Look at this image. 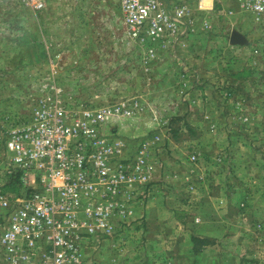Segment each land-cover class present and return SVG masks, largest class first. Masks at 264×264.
Segmentation results:
<instances>
[{"label": "rangeland", "instance_id": "374dc122", "mask_svg": "<svg viewBox=\"0 0 264 264\" xmlns=\"http://www.w3.org/2000/svg\"><path fill=\"white\" fill-rule=\"evenodd\" d=\"M44 2L38 10L0 0V194L24 188L5 139L36 109L136 98L141 113L103 131L124 140L130 160L147 148L143 224L84 246L86 264H264V28L232 44L236 19L209 13L210 29L149 59L117 0ZM4 214L0 207V233Z\"/></svg>", "mask_w": 264, "mask_h": 264}, {"label": "built area", "instance_id": "2783aa9c", "mask_svg": "<svg viewBox=\"0 0 264 264\" xmlns=\"http://www.w3.org/2000/svg\"><path fill=\"white\" fill-rule=\"evenodd\" d=\"M42 9L44 0H24ZM117 0L122 23L138 43L173 49L208 30L216 3L225 16L238 11L264 28V0ZM213 13V14H214ZM185 95L184 86L179 90ZM136 98L98 107L44 106L32 121L11 127L5 139L10 165L20 171L25 194H0L4 209L0 264H86L84 246L99 244L135 222V209L153 177L147 148L132 160L120 136L105 125L141 113ZM154 141H152V144ZM192 160H196L194 155Z\"/></svg>", "mask_w": 264, "mask_h": 264}, {"label": "crops", "instance_id": "0c3cea01", "mask_svg": "<svg viewBox=\"0 0 264 264\" xmlns=\"http://www.w3.org/2000/svg\"><path fill=\"white\" fill-rule=\"evenodd\" d=\"M229 5L230 6H232V5H234V3H233V1L231 0V1H229ZM216 12L214 13V15H216V13L217 12H219L220 11V13H221V11L223 10L219 5H217V3H216V6H215V9H214ZM217 16H223V15H221V14H219V15H217ZM225 16V15H224ZM232 17H234L232 20H234V19H236V22H238L237 23V27L236 28H234L233 30H237V31H239L240 33H242L244 36H245V38H246V40H247V42H250V39H252L250 36L251 35H253V27L255 26V24H253L252 22H250V20H251V18H249V16L248 15H244V14H242V13H240V12H238V11H236V12H234V14L233 15H231ZM236 17V18H235ZM240 17V18H239ZM244 17H247L248 19H249V21L247 20V21H244L243 20V18ZM239 19V20H238ZM243 20V21H242ZM252 21V20H251ZM242 22V23H241ZM236 24V23H235ZM251 44H247V45H245L246 46V48H248L249 46H250ZM157 60H159V58L157 59ZM156 61V60H155ZM182 64V63H181ZM185 67H186V65H185ZM184 68V67H183ZM190 70V69H189ZM192 70V69H191ZM176 90H177V88H176ZM190 95V94H189ZM185 97H183V98H187L188 97V93L186 94V95H184ZM180 98H181V96H179ZM138 209V208H137ZM136 209V211H137V213H136V225H139V226H141L143 223V216H144V214L142 213V212H140V214H139V211ZM140 215V216H139Z\"/></svg>", "mask_w": 264, "mask_h": 264}, {"label": "water", "instance_id": "95a60500", "mask_svg": "<svg viewBox=\"0 0 264 264\" xmlns=\"http://www.w3.org/2000/svg\"><path fill=\"white\" fill-rule=\"evenodd\" d=\"M229 41L232 44H240V45L247 43L245 36L237 30L231 31Z\"/></svg>", "mask_w": 264, "mask_h": 264}, {"label": "trees", "instance_id": "16d2710c", "mask_svg": "<svg viewBox=\"0 0 264 264\" xmlns=\"http://www.w3.org/2000/svg\"><path fill=\"white\" fill-rule=\"evenodd\" d=\"M186 129H188V131H190V132H194L193 128H192L189 124H186ZM178 131H179V128H177V127L171 129V132H172L174 135H177ZM13 182H14V184H15V181H13ZM20 189H21L22 191H21ZM14 190H15V194H19V195L25 194V192H27V189L25 190V188H23V187H21V186L15 187ZM23 190H24V191H23ZM193 240H197V239L193 238ZM200 242H201V241H200Z\"/></svg>", "mask_w": 264, "mask_h": 264}]
</instances>
